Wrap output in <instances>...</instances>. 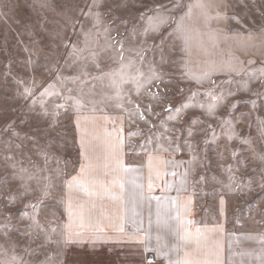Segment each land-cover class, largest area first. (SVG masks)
<instances>
[{
    "label": "rangeland",
    "instance_id": "rangeland-1",
    "mask_svg": "<svg viewBox=\"0 0 264 264\" xmlns=\"http://www.w3.org/2000/svg\"><path fill=\"white\" fill-rule=\"evenodd\" d=\"M190 2L192 0H102L99 7H94L93 0H0V245L9 255L14 249L27 264H124L122 256H127V252L132 257H140V264H144L145 257L153 259L141 249H124L123 252L121 247L109 248L102 244L105 242L92 246L85 240L82 245L64 247L49 242L42 230H47L50 222L51 227H56L66 220L63 181L75 174L83 162L79 154L80 132L74 122V111L65 113L61 109L59 116L52 118L54 105L61 103L60 100L46 98L49 115L44 116L39 104L30 107L31 101L24 99L21 92L31 87L33 79L38 90L53 81L56 68L62 69L60 74L64 76L78 74L82 67L90 74L89 80L99 75L91 66L65 67L70 59V49L65 45L73 42L82 46L81 27L84 31H96L94 16L87 15L89 9L93 14L101 12L100 30L108 29L110 37L121 41L126 55L134 56V50L143 49V69L147 71L148 65H152L162 75L169 73L163 75V80L172 81L159 88L155 84L151 87L152 92L159 93L160 99L152 98L143 90L136 95L134 87L126 85L125 95L134 103L124 102L125 112H121L115 102L99 106L104 114L123 120L121 136L131 149L130 157L137 158L142 151L160 145L178 146L180 151L165 154L191 163L195 187L203 203L201 215L208 209L207 216L213 219L217 215L209 209H217L223 203L230 228L264 230V136L260 134L264 97L253 95L264 91V82L250 81L248 76L249 72L264 67V4L255 8L251 0H239L235 5L234 24L227 30L245 39L225 40L220 20L212 21L210 28L202 21L193 23L201 35L195 37L194 34L192 70L200 72L208 59L230 62L238 69L239 75L236 72L213 75L212 80L217 82L214 86L207 80L198 84L181 75L184 44L176 35L175 25L184 9L172 5ZM218 10L223 13V8ZM211 14L215 15L216 9ZM150 16L171 19L153 31ZM213 30L218 36L214 48L208 35ZM198 40L214 55L205 56L195 46ZM103 43L101 39L100 44ZM97 51L104 71L117 67L114 52L99 48ZM229 79L231 83H219ZM246 81L249 87L244 90ZM190 90L197 95L186 101ZM207 90L220 95L219 100L213 101L218 105L214 115L193 107L184 110L179 117L172 113L173 119L168 118L169 105L209 103V97L204 95ZM229 91L235 94L227 95ZM252 100L256 101L255 106L249 103ZM135 104H139L150 123L139 119ZM147 105H151L154 115L146 110ZM113 126L104 124L108 129ZM167 137L173 138L171 145ZM149 140L151 143L146 148L141 147L142 151L137 148ZM245 140L249 142L244 143ZM13 163L16 168L12 167ZM20 167L37 179L18 178ZM57 168L62 170V175H56ZM48 176L52 177L53 187L43 198L36 217L41 227L36 228L22 215V210L32 215L25 205L41 197L40 189ZM10 196L15 197L14 203L8 199ZM154 264L162 263L154 258Z\"/></svg>",
    "mask_w": 264,
    "mask_h": 264
},
{
    "label": "snow or ice",
    "instance_id": "snow-or-ice-1",
    "mask_svg": "<svg viewBox=\"0 0 264 264\" xmlns=\"http://www.w3.org/2000/svg\"><path fill=\"white\" fill-rule=\"evenodd\" d=\"M102 0H93V6L99 7ZM220 3L217 0H192V2L182 5L175 3L172 6L176 8L183 7V12L179 16L175 25L176 35L183 41L184 47L181 51L184 55L181 57V67L183 71L181 75L189 80H194L201 84L205 80L214 86L217 82L212 80L213 75L219 73L236 72L238 69L230 62H217L213 59L204 61V67L200 72L192 70L193 41L195 37L201 34L193 27V23L203 22L205 27L210 28L212 21L227 20L226 14L219 12ZM225 7L228 5L224 4ZM216 9V14L212 15V10ZM87 15L94 16V27L96 31H84L81 27V35L83 37L82 46L77 43L69 42L65 46L70 49L69 61L65 62V67L84 65L95 67L99 75L91 76L81 68L78 74L61 75L62 69H55L54 80L47 85L39 88L33 79L31 87H26L21 96L31 101L30 107L34 108L39 104L42 115L48 116V99L52 98L60 100L61 103L54 105L51 113L53 119L60 114V110L67 113L69 110L75 112V125L80 132V155L83 162L79 165V170L75 174H70V178L63 181V204L66 212V220L56 227H51L45 231L46 239L53 244H63L67 247L69 244H83L88 240L92 246L97 242H108L110 239L119 241L127 240L128 242H136L143 246L145 253H152L153 259L144 258V264H154V258H162L165 264H226L224 258L225 246L221 239H216V234H223L222 226L217 228H207L197 226L196 222L187 217L190 215V200L182 202L180 200L181 191L186 183V179L182 178L177 185L174 180L166 179V177H175L177 175L175 168L179 162L174 158L166 159L164 153L180 151L178 146L169 148L160 145L158 148L148 149L144 156L140 157L138 166L127 162L123 139V120L117 116L113 118L104 114L100 105L115 102L121 112L127 111L123 107L124 102L134 103L130 96L125 95V86L132 85L134 94L140 95L142 90L154 99H160L158 92H152L151 87L155 84L157 88L161 84L167 85L172 81L163 80V75L155 70L152 65H148L147 71L143 69L142 62L144 60L143 49L134 50L135 55H126V50L121 41L108 35V29L100 30L101 12L91 13V9ZM235 18V17H233ZM171 17H148L149 24L154 31L160 25L167 23ZM75 35V29H73ZM195 34V37H194ZM212 47L216 46L218 36L215 31L209 32ZM103 39V45L100 40ZM196 47H199L205 56L214 55L207 47L204 46L202 40H198ZM112 51L116 55L113 59L117 63V67L104 71L100 64V52ZM133 51V50H128ZM249 63H255L250 61ZM249 80L264 82V67L255 72L248 73ZM228 81H220V84L231 83ZM73 84L75 87H67ZM99 86V91L97 87ZM249 87L246 81L243 85L244 90ZM112 93L109 95L108 93ZM229 91L227 95H234ZM197 92L191 91L186 101L190 97H195ZM209 97L210 102L207 104H193L191 102H182L180 105L167 108L168 118L173 119L172 113L176 117L183 114L184 110L200 107L206 110L210 115H214L217 104L213 101L219 100L220 95L212 90L204 93ZM253 95L264 97V91L254 92ZM255 106L256 101H249ZM136 115L144 123H150L145 116V112L140 110L139 104L134 105ZM235 107V105L233 106ZM146 110L150 114L151 105L146 106ZM100 115H97V113ZM131 117L132 113H128ZM193 122L196 118H191ZM103 122V123H102ZM111 123L114 126L109 130L104 124ZM119 123V127L115 126ZM168 129L167 131H173ZM191 135V133H189ZM261 136H264V122H261ZM171 145L172 137L166 138ZM248 143V140L243 141ZM151 141H145L143 145H137V148H146ZM189 147H191L189 145ZM135 152V150H133ZM195 159V157H194ZM16 168L15 163L12 164ZM56 175H62V170L57 168ZM187 176V171L183 173V177ZM18 178L24 180L37 179L36 176L29 174L26 168H19ZM159 182V183H158ZM27 190V184L24 185ZM53 187L51 176L45 178V182L41 190V197L35 202H27L26 208L31 209L32 215L22 210V215L30 219L36 228H40V222L36 218L39 209L43 204V198L49 195V190ZM159 188L161 195H153ZM175 189L176 196H168L166 193ZM13 203L15 197L8 198ZM115 205L114 210L109 209V203ZM153 202H155V212L153 213ZM148 209V227L144 228L143 209ZM155 215V222L153 221ZM12 217H9L11 219ZM130 225V230L126 231V227ZM6 227V226H5ZM155 232L153 233V228ZM116 235L109 236L108 230ZM53 234L55 239H53ZM173 242L169 243L168 237ZM155 240V246L152 241ZM246 241H256L261 245L259 253L250 250L240 252L231 251L228 264H246L244 258H253L258 264H264V232L259 235H247L243 237ZM240 238H236L233 243L239 244ZM43 246V245H42ZM231 250V244H229ZM27 251V250H26ZM60 254V253H57ZM239 257V259H233ZM51 259V257H50ZM0 264H27L23 257L15 254L9 255L8 250L0 245ZM251 264V261H249Z\"/></svg>",
    "mask_w": 264,
    "mask_h": 264
},
{
    "label": "crops",
    "instance_id": "crops-1",
    "mask_svg": "<svg viewBox=\"0 0 264 264\" xmlns=\"http://www.w3.org/2000/svg\"><path fill=\"white\" fill-rule=\"evenodd\" d=\"M218 3H220V0H217ZM239 0H223V2L220 5V9L223 8V13L222 14H226L229 19L227 20H220L221 24V32L223 33V36L225 38V40H240V39H245V38H241L238 35L235 34H231V32L229 30H227L228 27H230V25L234 24V19H233V15H234V8L235 5L238 4ZM252 3L254 4L255 8H260L261 5L264 4V0L262 1H258V0H251ZM234 3V5H233ZM224 4L228 5L227 7L224 6ZM261 15V14H259ZM109 130H111V128H109ZM123 139V138H122ZM124 143V147H125V151L127 152V155L125 156V160L127 162L133 163V166H138L139 161H140V157L144 156L145 151H142V149L140 148V150L143 152L142 154H140L139 157L137 158H131L130 157V150L127 148V145L125 143V140H123ZM164 157L166 159L168 158H174L176 161L179 162L178 166L175 168V171L177 173V175L175 177H166V179L169 180H174L176 182V184H179V181L184 178L186 179V183L181 191L180 194V200L182 202L184 201H188L190 200L191 203L189 205V210H190V215L187 217L188 219H192L193 221L196 222L197 226L199 227H207V228H217L222 226L224 229L223 234H216L215 238L216 239H221L224 243L225 246V251H224V258L226 261V264H228L229 262V258L231 256V251H236V252H240L243 250H250V251H254L255 253H259V250L261 248V245L259 243H257L256 241H246L243 240L244 236L247 235H259L260 233L264 232V230H259V229H243V228H238V229H234V228H230L228 225V220H227V216H226V210H225V206L223 205V203L219 204L217 209H209V210H213L215 212V214L217 215L216 217H214L213 219H209L208 218V214H210V212H208V209H205V215H201L200 212V207L203 206V203H201V198L199 199L198 196V192H197V188L195 187V182H194V175H193V168L192 165H190L191 163H189L187 160L180 158V157H176V156H170L168 154H163ZM185 171H187V176L183 177V173H185ZM159 183V182H158ZM153 195H161V192L159 190V188L156 189V191L153 193ZM165 195L168 196H176V191L175 189H173L172 191L166 193ZM109 203V209L110 210H114L115 209V205L111 204V202ZM143 218H144V228L146 229L148 227V209L145 207L143 210ZM155 212V202H153V213ZM155 215H153V221L155 222ZM130 230V225L126 227V231ZM155 232V227L153 228V233ZM109 236L114 237L116 234L113 233L110 229L108 230L107 233ZM236 238H240V242L239 244L233 243V241ZM169 243H172L173 240L172 238L169 236L168 237ZM152 246H155V240L153 239V241L151 242ZM105 246H109V248H119L121 247L123 249H141L143 251V246L142 245H138L136 242H128L127 240H123V241H119L115 238L110 239L108 242L102 243ZM229 244H231V250L229 249ZM126 252V251H125ZM129 252H127V256L123 255L122 256V261L124 262V264H135L136 262H138V264H140V257H132V255L128 254ZM144 254L146 255H150L153 257L152 253H145L143 251ZM157 261H159L162 264H165V261L162 258H155ZM233 259H239V257H235ZM246 264H249V261H251V264H258L257 261H255L253 258L250 257H245L244 258Z\"/></svg>",
    "mask_w": 264,
    "mask_h": 264
}]
</instances>
